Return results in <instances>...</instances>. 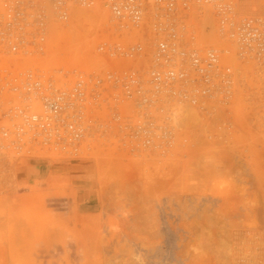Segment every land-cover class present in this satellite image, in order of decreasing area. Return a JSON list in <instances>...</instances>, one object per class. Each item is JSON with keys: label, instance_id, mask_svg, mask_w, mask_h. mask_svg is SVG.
<instances>
[{"label": "built area", "instance_id": "2783aa9c", "mask_svg": "<svg viewBox=\"0 0 264 264\" xmlns=\"http://www.w3.org/2000/svg\"><path fill=\"white\" fill-rule=\"evenodd\" d=\"M245 2L0 0L3 148L175 150L183 121L221 119L264 66V12Z\"/></svg>", "mask_w": 264, "mask_h": 264}, {"label": "rangeland", "instance_id": "374dc122", "mask_svg": "<svg viewBox=\"0 0 264 264\" xmlns=\"http://www.w3.org/2000/svg\"><path fill=\"white\" fill-rule=\"evenodd\" d=\"M219 116L183 121L167 153L0 139V264H264V66Z\"/></svg>", "mask_w": 264, "mask_h": 264}, {"label": "bare ground", "instance_id": "6f19581e", "mask_svg": "<svg viewBox=\"0 0 264 264\" xmlns=\"http://www.w3.org/2000/svg\"><path fill=\"white\" fill-rule=\"evenodd\" d=\"M260 1V0H259ZM86 16V14L84 13V11H82L81 13H80V19H82V18H88V15H87V17H85ZM190 114H193V112H191V113H189V112H187L186 114H184V117H183V119L185 118V119H187V118H189L191 115ZM193 119V118H192ZM194 120H196L195 118H194Z\"/></svg>", "mask_w": 264, "mask_h": 264}]
</instances>
